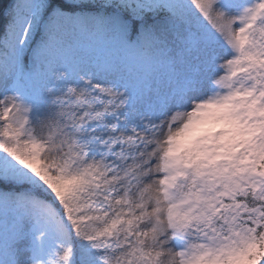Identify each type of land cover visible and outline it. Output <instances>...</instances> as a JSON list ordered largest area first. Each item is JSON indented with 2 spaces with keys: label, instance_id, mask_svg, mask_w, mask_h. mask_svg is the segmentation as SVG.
I'll return each mask as SVG.
<instances>
[{
  "label": "snow or ice",
  "instance_id": "1",
  "mask_svg": "<svg viewBox=\"0 0 264 264\" xmlns=\"http://www.w3.org/2000/svg\"><path fill=\"white\" fill-rule=\"evenodd\" d=\"M0 264H264V0H0Z\"/></svg>",
  "mask_w": 264,
  "mask_h": 264
}]
</instances>
